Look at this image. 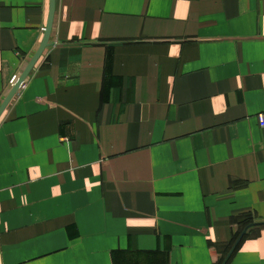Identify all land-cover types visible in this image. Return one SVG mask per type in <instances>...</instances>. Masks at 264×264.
Returning <instances> with one entry per match:
<instances>
[{
	"label": "crops",
	"instance_id": "obj_1",
	"mask_svg": "<svg viewBox=\"0 0 264 264\" xmlns=\"http://www.w3.org/2000/svg\"><path fill=\"white\" fill-rule=\"evenodd\" d=\"M45 43L0 264H264V0H0L1 106Z\"/></svg>",
	"mask_w": 264,
	"mask_h": 264
},
{
	"label": "water",
	"instance_id": "obj_2",
	"mask_svg": "<svg viewBox=\"0 0 264 264\" xmlns=\"http://www.w3.org/2000/svg\"><path fill=\"white\" fill-rule=\"evenodd\" d=\"M51 25L52 23H49V27H48V30H47V34H49V31H50V28H51ZM46 44L45 43V46L42 47L38 53L35 55V57H33V59L30 61V63L28 64V67L26 69H24V71L22 72L21 76H20V80L18 81V83H16V85L14 87H12L11 89V94L8 95V97L6 98V100L4 101V103L2 104L1 108H0V112L2 110H4L6 108V106L8 105V103L10 102V100L12 99V97L14 95H16L17 93V90L19 89L21 83L30 75L33 67L35 66L36 64V61L39 59L40 55L42 54L43 50L45 49L46 47ZM260 225H264V223H261ZM247 230V229H246ZM246 230L242 233V235L240 236V238L237 240L233 250L231 251L230 255L228 258H230L231 254H233L234 250L236 249V247L238 246V244L240 243V241L242 240L243 236L245 235V232Z\"/></svg>",
	"mask_w": 264,
	"mask_h": 264
},
{
	"label": "built area",
	"instance_id": "obj_3",
	"mask_svg": "<svg viewBox=\"0 0 264 264\" xmlns=\"http://www.w3.org/2000/svg\"><path fill=\"white\" fill-rule=\"evenodd\" d=\"M18 78H19V76L15 78V80L12 83L11 88L16 85ZM28 79H29V76L21 83V85H20L19 89L17 90V93L15 96H17L26 87ZM260 121H261V125L264 126V115L263 114L260 115Z\"/></svg>",
	"mask_w": 264,
	"mask_h": 264
},
{
	"label": "rangeland",
	"instance_id": "obj_4",
	"mask_svg": "<svg viewBox=\"0 0 264 264\" xmlns=\"http://www.w3.org/2000/svg\"><path fill=\"white\" fill-rule=\"evenodd\" d=\"M47 47H48V46H46L45 49H46ZM45 49H44V51H45ZM44 51L42 52V54L44 53ZM42 54L40 55V57L42 56ZM40 57H39V58H40ZM37 61H38V60H37ZM37 61H36V62H37ZM28 63H30V61H28ZM11 89H12V88H10V89L7 91V93L5 94V97H4V99H3V103H4V101L6 100V98L8 97V95L11 94ZM15 97H16L15 95L12 97V99L10 100V102L8 103V105L6 106V108H7V107L9 106V104L15 99ZM3 103H2V104H3ZM0 108H1V105H0ZM6 108H5V109H6ZM5 109H4V111H5ZM4 111L2 110V111L0 112V118H1V116L3 115Z\"/></svg>",
	"mask_w": 264,
	"mask_h": 264
}]
</instances>
